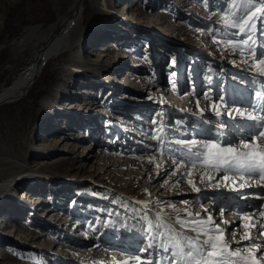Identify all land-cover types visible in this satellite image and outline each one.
<instances>
[{
	"label": "rangeland",
	"instance_id": "1",
	"mask_svg": "<svg viewBox=\"0 0 264 264\" xmlns=\"http://www.w3.org/2000/svg\"><path fill=\"white\" fill-rule=\"evenodd\" d=\"M80 1L0 0V94L13 88L17 74L33 63L52 26ZM84 1L83 32L76 47L46 61L26 96L0 104V183L29 171L42 178L21 179L23 184L14 186L16 191L25 190L23 202L20 197L13 199L16 193L12 198L13 193L0 189V264H140L137 256L152 264H168L160 241L149 239L146 229L151 219L136 201L163 207L164 220L174 232L172 226L184 231L177 219H205L210 214L226 241L241 240L248 234L243 223L237 227L230 223L243 215L236 208L258 205L260 213L264 200L250 197L251 193L244 200L238 193L264 185L260 184L264 181L246 175L241 180L236 173L230 174L236 183L224 181L223 172L205 170L199 164L189 177L181 175L183 169L169 175L175 167L174 157L191 155L187 151L190 145L171 141L206 142L218 136L235 140L243 138L249 128L255 129L251 121L227 116L235 108L251 111L247 107L251 93L264 83V76L250 67L248 49L241 46V52L229 43L243 39L233 36L236 29L223 23L229 0ZM102 20L109 31H90L92 22ZM28 30L33 37L24 41ZM252 36L256 44L264 45V35L259 39L257 33ZM114 80L124 82L126 90L115 86ZM107 91H113L109 100H105ZM120 91L124 93L121 97ZM116 93L121 102L113 98ZM214 104L224 115L215 114ZM43 107L47 108L45 114ZM93 110L95 114L90 115ZM230 122H251L252 127L235 129ZM63 138L66 141L59 143ZM95 143L104 156L114 146L115 151L108 154H116L115 161L125 165L133 160V167L110 168L102 157L82 161L93 152ZM31 146L43 155L32 154ZM132 148L137 149L135 153ZM149 157H155L154 162L149 159L151 164L146 163ZM185 163H189L186 158ZM202 171L206 172L203 179ZM201 187L205 190L196 192ZM223 189L219 201L229 197L233 203L226 210L213 204V195L199 197L201 193L220 194ZM86 196L97 198L91 203L109 210L91 208ZM169 203L180 211L167 207ZM259 213L255 219L261 222ZM91 214L98 219L96 224L91 222ZM81 221L85 225L77 231ZM136 222L143 237L131 236L129 226ZM151 222L154 225L160 220ZM117 227L128 233L123 235ZM249 231L255 235L252 242L259 245L253 249L256 254L264 246L263 236L260 230ZM86 235L94 241L82 248L78 243L89 241ZM149 243L155 246L149 249ZM101 246L108 250L102 251ZM243 254L248 256L246 251Z\"/></svg>",
	"mask_w": 264,
	"mask_h": 264
},
{
	"label": "snow or ice",
	"instance_id": "2",
	"mask_svg": "<svg viewBox=\"0 0 264 264\" xmlns=\"http://www.w3.org/2000/svg\"><path fill=\"white\" fill-rule=\"evenodd\" d=\"M226 7L228 12L222 16L224 25L236 29L233 36L243 37L241 40L229 41V43L239 48L241 52L244 51V47L241 46H245L252 60L250 67L255 69L257 75L264 76V50H262L264 45L256 44L252 36V33H257V39H259L260 35H264V0H244L243 3H238V0H229ZM241 11H243V15L239 14ZM261 88L262 90L251 93L247 105L251 111L235 108L227 113L229 119L236 120L239 117L240 120L253 122L255 131L249 128L243 138L235 140H225L218 136L206 142L195 139L171 141V143L179 145H190L187 151L191 155L180 153L178 157H174L172 163L175 167L169 175H175L177 171L183 169L181 175L189 177L192 175L191 169L199 164L205 170L223 172L224 175L221 179L224 181L231 180L232 183H236L234 177L230 176L231 173L240 175L241 180L247 174L250 179L264 181V83ZM217 99L223 102L222 97ZM213 109L217 116L224 115L217 105L214 104ZM257 112L260 114H254ZM225 126L224 124L220 125L222 128ZM237 127L242 128L243 126L238 125ZM157 139L159 138L157 137ZM185 158L189 163H185ZM154 160L155 157H152L150 162H154ZM205 174V171L199 173L202 179ZM208 179L211 180L212 177L208 176ZM187 182L195 186L192 180L189 179ZM260 199L264 200V196H261ZM145 207H147L146 203ZM167 207L177 213L180 211L170 203L167 204ZM205 212L207 213V209ZM259 214L264 216V211ZM165 215L163 210L156 213L160 222L153 225L150 221L146 231L149 232V239L160 241L159 247L163 253L167 254L168 264H260V260L253 253V249L259 245L252 242L249 234H244L241 240L235 241L237 245L242 246L240 249H233L231 243L224 239L223 230L208 214L205 219H177L176 223L186 232L195 233L194 237L185 235L181 239L180 235L175 233L164 220ZM192 215L191 212H187L188 217H192ZM196 216L199 217V213ZM242 219H248V217L244 216ZM157 229L158 231H156ZM154 231L155 235L152 234ZM261 235H264V225L261 227ZM201 237L204 239L201 240ZM244 240H248L250 243L243 245ZM154 246L152 243L148 245L149 249ZM245 251L248 256L243 254ZM260 258L264 259V252L260 253ZM135 259L140 261V264H152L151 260L141 261L139 256Z\"/></svg>",
	"mask_w": 264,
	"mask_h": 264
},
{
	"label": "bare ground",
	"instance_id": "3",
	"mask_svg": "<svg viewBox=\"0 0 264 264\" xmlns=\"http://www.w3.org/2000/svg\"><path fill=\"white\" fill-rule=\"evenodd\" d=\"M85 1L81 0L80 2H78L77 4H74L70 10L62 17H60L59 21L57 24H55L54 26H52L51 31L49 36L46 38L45 42H44V46L42 48L39 49V51L37 52V54L34 56V60L32 61L33 63L28 64L22 71H19V73L17 74L15 80L13 81V88L8 91V92H4L2 94H0V104H4L7 102H15L17 100H20L22 97L26 96L27 93H29V91L31 90V88L34 86V84L37 82L39 75L41 74V70L43 69L45 62L48 61L49 59H53L56 57H59L60 55H62L64 52L72 50L73 47H76L77 43L79 42V40L81 39V34L83 32L82 27H83V20H84V12H85ZM105 21L102 20L101 22H97L94 21L92 22V24H90L89 28L90 31H92L94 34H101L100 32H104V31H109L106 28H104ZM33 37V33H30L29 30L27 31V36L24 38V41L28 38ZM74 70L71 71V74H74ZM107 71H102V73H105ZM77 76V75H75ZM119 81V80H118ZM73 108H71L70 111H72ZM92 109H94L92 107ZM97 109V108H96ZM95 109V110H96ZM95 110H93V112H89L90 115L91 114H95ZM42 113H46L47 112V108L43 107L41 109ZM70 113V112H69ZM95 119V118H93ZM57 124V123H54ZM226 125V124H225ZM228 125L230 126H234L237 128L239 124L238 122H230L228 123ZM54 126V125H53ZM244 128H248V127H252L251 126V122L249 124H245L242 125ZM55 127V126H54ZM56 130L60 131V129H57V127L55 128ZM253 131H255V129H252ZM88 138L85 139V141H87ZM66 139H62V141H60L59 143H63L65 142ZM78 143H80L81 141L76 140ZM58 143V144H59ZM135 150H137L136 148H132L131 153L134 152ZM32 152V154L38 155V154H42L43 152L38 151L37 149H35L34 147L31 146L30 149ZM109 151H115L114 146H109V148L107 149V152L104 153L103 151L100 150L99 147V143H95L93 152L91 151L90 153L87 154L86 157H82V161H86L88 162L89 159H99L102 157V159L106 162V164H108V167L110 168H120L121 166H126V168L128 167L129 169L133 167V160L128 161L127 164L125 165L124 163H118L119 161H115V158L117 157L116 154H108ZM38 153V154H37ZM53 154H51L52 156ZM40 156V155H38ZM104 156V157H103ZM88 157V158H87ZM114 159V160H111ZM149 158H146V163L147 164H151L149 163ZM80 161V163L82 162ZM113 162V163H112ZM40 164V163H38ZM146 164V165H147ZM151 172V170H148ZM147 174V173H146ZM246 176H248L247 174H245ZM246 178V177H245ZM21 179H23V182H27V181H36V180H41V175H39L38 172L34 171V172H27L23 175H17L15 177H13L10 180H7L3 183H0V189H5L6 191H10L11 193H13L14 190V186L18 185V184H23L21 183ZM60 179H65L64 178H60ZM67 179V178H66ZM45 180V179H43ZM216 179H213L211 181V184L214 185L213 183H215ZM246 180V179H244ZM255 180V179H254ZM253 181V179H252ZM247 182V181H245ZM259 182V181H258ZM257 183V180H256ZM253 184V183H252ZM260 184H264V183H260ZM264 186H250L247 187L245 191L243 192H239L238 194H240L239 198H243L244 199V195L245 194H249L251 193L252 198H259V196H264ZM205 189L202 190V187L199 191L196 192H200V191H204ZM225 189H223V191L219 194H214L212 192H208V193H201L199 195V197L201 198L202 196H204V198H207L208 195H213L211 198L213 201L214 205H222L223 208L228 209L231 207V204L229 201V197L223 202L221 203L219 201V198H221L222 193L224 192ZM161 191L158 192V194ZM253 195H258V197L253 196ZM23 198L21 195L18 196V198ZM193 197H197L196 195H193ZM248 197V196H247ZM19 198V199H20ZM245 200V199H244ZM243 200V201H244ZM254 199H248V201H252ZM229 201V202H228ZM35 202H39V200L35 201ZM235 202V201H233ZM32 203V202H31ZM35 205V204H34ZM145 204L143 203V205L141 206L142 209L144 210L146 207L144 206ZM148 205V204H147ZM240 205V204H239ZM10 207H14V205H10ZM11 208V209H12ZM3 209V208H2ZM241 210H243L241 213L243 215L238 216V220H232L230 219V223L232 224V226H236L239 223H243L242 224V229H245L247 231V233L250 235L251 232L249 231V229H252L253 231H261V227L262 225H264V219L262 216V221L258 222L257 219H255V215L259 213V209H258V205H253L251 206V208L249 206L246 207H241ZM251 211H250V210ZM23 210V209H22ZM247 216L248 219H242V217ZM3 221V220H2ZM229 222V220H227V223ZM71 224V223H70ZM85 222L82 221V223H78L76 224V230L78 231V229L81 228V226H84ZM172 228L175 230V232H177L180 235V238L183 239V237L185 235L187 236H195V233L193 232H187L185 233V229L182 233L178 230L177 227H173ZM229 232V231H228ZM88 235V234H87ZM85 236V240H89L87 242H83V244H79L78 246H81L82 248L86 246V244H89L91 242H93V238H89V236ZM133 236V235H132ZM252 240L255 237L254 234L250 235ZM263 236V244H264V235ZM131 237V236H130ZM135 237V235H134ZM122 237H117L116 240H120ZM204 239V237H201V240ZM240 239H238L239 241ZM236 237L233 238V240L229 243H231V246L233 249H240L242 246L241 245H237L235 243ZM245 241V240H244ZM244 241H243V245H244ZM247 242V240H246ZM245 242V243H246ZM112 244V243H110ZM96 246H99V243L96 244ZM103 247V248H102ZM102 251L108 250L107 246H101ZM264 252V246L262 247V249H260L255 255L257 257V259H260L262 261H260V264H264V259L260 258V253ZM146 253H148V250L146 251Z\"/></svg>",
	"mask_w": 264,
	"mask_h": 264
}]
</instances>
